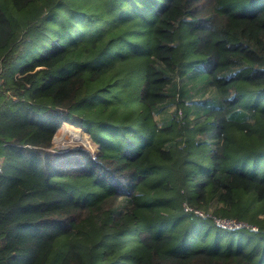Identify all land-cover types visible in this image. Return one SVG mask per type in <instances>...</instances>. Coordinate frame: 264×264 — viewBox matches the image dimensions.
Returning a JSON list of instances; mask_svg holds the SVG:
<instances>
[{
  "label": "trees",
  "instance_id": "obj_1",
  "mask_svg": "<svg viewBox=\"0 0 264 264\" xmlns=\"http://www.w3.org/2000/svg\"><path fill=\"white\" fill-rule=\"evenodd\" d=\"M201 2L0 0V264H264V0Z\"/></svg>",
  "mask_w": 264,
  "mask_h": 264
},
{
  "label": "rangeland",
  "instance_id": "obj_2",
  "mask_svg": "<svg viewBox=\"0 0 264 264\" xmlns=\"http://www.w3.org/2000/svg\"><path fill=\"white\" fill-rule=\"evenodd\" d=\"M207 2L206 0H202V2L199 4V8L202 10H207ZM181 84L184 83L183 80L179 81ZM189 86H192L191 83H188ZM197 90V91H196ZM193 88L191 91V94L193 95L194 101H197L199 99L204 98L210 99L213 98V96L216 94L215 91L212 88H206L203 86V88ZM199 92V93H197ZM201 93V94H200ZM189 104V103H186ZM176 111V106H172L168 108L165 112H162L158 115H155V118L159 124H163L166 120H168L169 117H171V114H173ZM179 116L182 115L181 109L179 110ZM170 119V118H169ZM74 126L71 125L70 123L64 124L63 127L59 130L55 140H54V147L52 151L57 152V153H66L69 151H75V150H80L84 149L87 150L91 153H97L100 152V148L97 147L95 144L91 143L89 140L88 136H91L89 133L85 132V130L80 129L79 131H74L78 135H71L70 131ZM68 131V132H67ZM212 209L209 212H205L203 214L204 216H210L212 214Z\"/></svg>",
  "mask_w": 264,
  "mask_h": 264
},
{
  "label": "built area",
  "instance_id": "obj_3",
  "mask_svg": "<svg viewBox=\"0 0 264 264\" xmlns=\"http://www.w3.org/2000/svg\"><path fill=\"white\" fill-rule=\"evenodd\" d=\"M0 74H1V70H0ZM217 224H218V226L219 227H228V228H235V229H240V228H243L244 227V225H242V224H239V223H237V222H235V221H227V220H224V221H222V220H219V221H217Z\"/></svg>",
  "mask_w": 264,
  "mask_h": 264
},
{
  "label": "bare ground",
  "instance_id": "obj_4",
  "mask_svg": "<svg viewBox=\"0 0 264 264\" xmlns=\"http://www.w3.org/2000/svg\"><path fill=\"white\" fill-rule=\"evenodd\" d=\"M68 132V131H67ZM70 133H71V135H73V136H75V135H78V134H76L74 131H70Z\"/></svg>",
  "mask_w": 264,
  "mask_h": 264
}]
</instances>
